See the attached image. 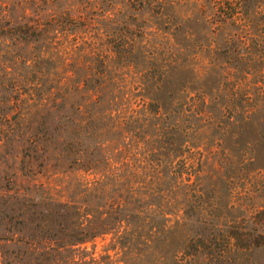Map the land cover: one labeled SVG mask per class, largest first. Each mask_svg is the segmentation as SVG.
<instances>
[{"label":"trees","instance_id":"obj_1","mask_svg":"<svg viewBox=\"0 0 264 264\" xmlns=\"http://www.w3.org/2000/svg\"><path fill=\"white\" fill-rule=\"evenodd\" d=\"M53 1L0 15L35 49L40 168L68 171L31 197L34 264H224L264 179V0Z\"/></svg>","mask_w":264,"mask_h":264},{"label":"rangeland","instance_id":"obj_2","mask_svg":"<svg viewBox=\"0 0 264 264\" xmlns=\"http://www.w3.org/2000/svg\"><path fill=\"white\" fill-rule=\"evenodd\" d=\"M6 1L0 0L2 16L9 10L15 21L24 11L31 20L44 18L34 0H11L10 7ZM69 1L56 0L53 5ZM10 24L0 22V264H34L33 245L22 241L31 242L38 235L35 226L41 215L31 197L40 191L45 196L64 194L68 171L65 166L50 164L48 157L45 167L40 168L42 152L34 140L40 129L44 130V123H49L48 111H39L28 95L27 79L31 81L36 76L32 62L35 49L23 43L19 33L15 36L17 25L14 21ZM243 190L244 195L235 200L223 218L227 235L233 236L224 264H264V179ZM250 238L261 245L247 247ZM100 249L98 242L97 253Z\"/></svg>","mask_w":264,"mask_h":264}]
</instances>
